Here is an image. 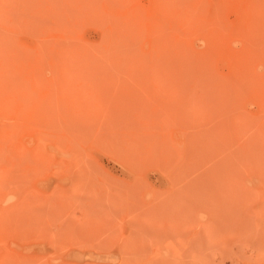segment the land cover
Wrapping results in <instances>:
<instances>
[{"label": "rangeland", "instance_id": "374dc122", "mask_svg": "<svg viewBox=\"0 0 264 264\" xmlns=\"http://www.w3.org/2000/svg\"><path fill=\"white\" fill-rule=\"evenodd\" d=\"M138 263L264 264V0H0V264Z\"/></svg>", "mask_w": 264, "mask_h": 264}, {"label": "bare ground", "instance_id": "6f19581e", "mask_svg": "<svg viewBox=\"0 0 264 264\" xmlns=\"http://www.w3.org/2000/svg\"><path fill=\"white\" fill-rule=\"evenodd\" d=\"M227 150H228V149H227ZM227 150L225 149L224 151L227 152ZM229 152H232V151L230 150ZM222 154H223V153H222ZM226 154H228V152H227ZM226 154H225V155H226ZM232 154H233V156H235L234 153H232ZM226 156H227L226 160L229 159L228 157H230V153H229V156H228V155H226ZM231 158H232V156L230 157V159H231ZM220 174H221V172L219 173V175H220ZM217 177H218V176H217ZM218 178H219V177H218ZM220 179H221V178H220ZM125 248H126V247H125ZM184 249H185V248H184ZM185 250H186V249H185ZM185 250H184V253H183L182 249H181V250L179 249V252H178L177 254H176V252H177L178 250H177V249H176L175 251L173 250V251H172V254H173V256H174V254H176V255H177V256H176L177 258H174L173 256L171 257V256H170L171 254H170V255H169V256L171 257L170 260H173V261H174L175 259L177 260V259L179 258L178 260L180 261L182 258H183V259H185V258H189V256H190V255H189L190 253L188 252L189 250H188L186 253H185ZM152 252H153V251H152ZM147 253H148V252H147ZM147 253H146V254H147ZM187 253H188V254H187ZM149 254H151V253H149ZM166 254H167V253H166ZM151 255H152V254H151ZM194 255H195V254H194ZM194 255H193V256H194ZM146 256H147V255H146ZM146 256L143 255V258H142V259H144V257H146ZM165 256H167V255H165ZM183 256H184V257H183ZM195 256H196V255H195ZM147 257H148V256H147ZM147 257H146V258H147ZM155 257H156V258H155ZM190 257H191V258H194V257H192V256H190ZM196 257H198V256H196ZM196 257H195V258H196ZM199 257H200V256H199ZM153 258L157 259V255L155 254V255H152V256L150 257V259L148 258V259L150 260L149 262H152V261L155 262V261H157V260H155V259L153 260ZM165 258H169V257L167 256V257H165ZM140 259H141V258H140ZM142 259H141V260H142ZM145 260H147V259H145ZM165 260H166V259H165ZM167 260H169V259H167ZM193 260H194V259H193ZM196 260H197V258H196ZM142 261H143V260H142ZM154 262H152V263H154ZM140 263H141V261H140ZM156 263H158V262H156ZM167 263H168V262H167ZM169 263H170V261H169ZM187 263H189V262H187ZM138 264H139V263H138ZM165 264H166V263H165ZM175 264H176V263H175Z\"/></svg>", "mask_w": 264, "mask_h": 264}]
</instances>
